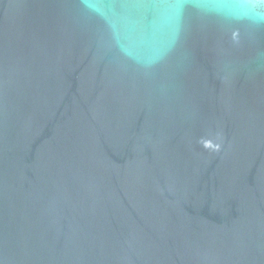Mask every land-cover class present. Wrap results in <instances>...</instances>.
Instances as JSON below:
<instances>
[{
	"label": "water",
	"instance_id": "1",
	"mask_svg": "<svg viewBox=\"0 0 264 264\" xmlns=\"http://www.w3.org/2000/svg\"><path fill=\"white\" fill-rule=\"evenodd\" d=\"M0 264H264V0H0Z\"/></svg>",
	"mask_w": 264,
	"mask_h": 264
}]
</instances>
